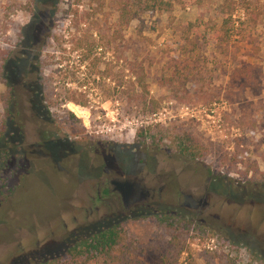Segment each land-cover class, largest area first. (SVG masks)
Returning a JSON list of instances; mask_svg holds the SVG:
<instances>
[{"label": "rangeland", "instance_id": "374dc122", "mask_svg": "<svg viewBox=\"0 0 264 264\" xmlns=\"http://www.w3.org/2000/svg\"><path fill=\"white\" fill-rule=\"evenodd\" d=\"M167 1L168 11L143 14L119 37L110 0H0V98L13 96L11 117L0 107L9 151L0 264L62 253L115 224L141 264H264V0ZM246 2L259 13L255 27L242 18ZM226 5L234 23L224 34ZM39 92L46 121L36 115ZM69 93L85 106L66 103ZM177 106L213 118H179ZM165 108L171 120L152 124ZM155 128L168 133L162 144L135 140ZM181 133L206 156L169 149ZM123 181L146 196L125 205L113 184ZM203 199L204 208L189 206ZM159 214L181 220L177 229L159 226Z\"/></svg>", "mask_w": 264, "mask_h": 264}, {"label": "trees", "instance_id": "16d2710c", "mask_svg": "<svg viewBox=\"0 0 264 264\" xmlns=\"http://www.w3.org/2000/svg\"><path fill=\"white\" fill-rule=\"evenodd\" d=\"M115 8L116 19V34L121 37V33L127 29L133 21H138L139 18L148 12H162L168 11L171 7L170 2L167 0H110ZM246 4V5H245ZM242 18L247 19L249 25L255 27L258 19L260 18L258 11L255 8H250L248 2L242 5ZM226 10L223 11L224 19L222 20L220 32L227 34V26L230 23H234L233 15L234 9L231 5L225 6ZM243 20V21H244ZM241 24V21L238 20ZM215 38L221 40V35L215 33ZM76 48L79 49L80 45L76 44ZM6 59L3 56V52L0 50V79L4 75V66ZM41 62H38V67L42 69ZM139 68V67H138ZM136 86L139 88L141 94H147L145 77L141 68L137 69ZM133 74V73H132ZM164 86H170L173 84L171 79H161L160 83ZM185 88V85L183 86ZM9 95H3L0 98V107L7 114L8 117L12 116V101L13 96L8 91ZM64 97V101L75 106L84 107L83 100L76 99L75 93H69ZM5 96V97H4ZM39 100L36 103V115L39 120L46 121L49 117L48 108L43 106L44 98L42 93H38ZM71 110L78 111L77 108ZM78 113V112H77ZM70 114V113H69ZM6 117V115H5ZM5 117L0 119V142L3 139V129H5ZM2 130V131H1ZM167 131L164 129L155 128L153 130L147 129L146 131H139L135 135V140L141 144L147 140L154 144H162L167 138ZM8 144H6V147ZM169 149L180 156L183 159L194 161L202 159L207 154V147L201 144L196 138L192 137L188 133H181L173 135L169 140ZM5 145H0V176L4 166L6 165L7 156L9 151L4 150ZM155 219L159 226H163L169 230V228H175V223L178 224L181 220L177 218H170L166 214H159L155 216ZM185 228V227H183ZM63 251L54 252L53 254L45 252V250L34 252L32 255L21 256L19 260L14 262L15 264H141L139 260L132 256V251L125 240V234L120 225L115 224L108 226L104 229L90 230L85 235L76 239L73 244L68 247H63Z\"/></svg>", "mask_w": 264, "mask_h": 264}, {"label": "built area", "instance_id": "2783aa9c", "mask_svg": "<svg viewBox=\"0 0 264 264\" xmlns=\"http://www.w3.org/2000/svg\"><path fill=\"white\" fill-rule=\"evenodd\" d=\"M175 104V103H174ZM169 105H172V103H169ZM167 108L162 109L159 113L157 114H153L151 115V122L152 124H165V122H169V120H171V116H170V111ZM200 112L202 113H206L208 112V114H206L207 118H213V116L209 115L210 114H214V111L212 110H208L206 111V109H202L201 107H191V106H177V117L179 118H186L189 120H198L199 114ZM175 116V115H174ZM173 118V116H172Z\"/></svg>", "mask_w": 264, "mask_h": 264}, {"label": "flooded vegetation", "instance_id": "af4514ba", "mask_svg": "<svg viewBox=\"0 0 264 264\" xmlns=\"http://www.w3.org/2000/svg\"><path fill=\"white\" fill-rule=\"evenodd\" d=\"M116 187V189L119 191L120 195H121V199L123 201V203L126 205V202L128 199L130 198H134L136 199V197L138 196L140 199L143 197H145L146 195L139 191L136 192L134 186L132 183L123 181L121 183H113ZM189 199V198H188ZM206 205L205 200H201V201H197L195 202H191V204L189 205L191 208L193 209H197V208H204Z\"/></svg>", "mask_w": 264, "mask_h": 264}]
</instances>
